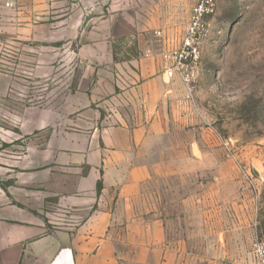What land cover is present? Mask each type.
I'll list each match as a JSON object with an SVG mask.
<instances>
[{
  "label": "crops",
  "instance_id": "crops-1",
  "mask_svg": "<svg viewBox=\"0 0 264 264\" xmlns=\"http://www.w3.org/2000/svg\"><path fill=\"white\" fill-rule=\"evenodd\" d=\"M21 5L6 10L10 27L13 11L27 15ZM173 12L157 11L147 26L168 28ZM71 20L68 34L74 28ZM20 27L19 35L12 31L10 38L30 40L29 25ZM124 31L118 14L108 37ZM81 35L90 59L112 63L109 42L88 39L84 31ZM178 41L164 30L159 44L171 48ZM154 53V45L148 47L142 71H80L75 84L80 96H70L63 113H52V128H45L44 113H22L25 122L19 130L33 137L20 147V161L0 163V181L6 183L0 186V264H253L246 254L232 251L193 252L205 247V239L229 249L250 242L238 238L235 229L209 238L214 211L204 196L182 199L186 236L170 238L162 185L182 173L184 119L189 116L184 114L183 85L168 81L155 67ZM10 151L5 149V157H11ZM14 169H21L19 176L12 175ZM44 209L68 212L80 221L61 227L47 222Z\"/></svg>",
  "mask_w": 264,
  "mask_h": 264
},
{
  "label": "rangeland",
  "instance_id": "rangeland-1",
  "mask_svg": "<svg viewBox=\"0 0 264 264\" xmlns=\"http://www.w3.org/2000/svg\"><path fill=\"white\" fill-rule=\"evenodd\" d=\"M18 2L27 15L13 11V27L6 22L11 7L0 3V163L5 158L20 161V147L33 137L19 130L25 122L22 113L42 112L45 128L54 126L52 113H63L68 98L80 93L75 86L80 71H142L152 45L153 63L162 71L160 55L169 49L159 44L163 31L170 30L173 39L181 41L199 0H20L12 7ZM215 4V13L207 18L209 34L195 95L190 99L184 94V114L189 116L184 119V167L162 185L164 219L170 238L184 239L187 227L180 202L204 196L214 211L209 238H216L213 232L235 229L238 238L250 242L229 249L213 247L212 240L205 239V247L193 252L212 256L232 251L258 264L253 247L264 242V0ZM159 10L174 12L167 17L168 28L158 31L147 24ZM118 14L124 18V35L109 38ZM70 20L74 28L68 34ZM21 23L32 31L28 41L10 38L12 31L19 35ZM139 24L146 27L140 29ZM83 31L88 39L109 42L112 63L90 59L91 50H82ZM10 147L11 157H5ZM14 170L12 175L19 176L21 169ZM44 210L47 222L61 227L80 221L68 212Z\"/></svg>",
  "mask_w": 264,
  "mask_h": 264
},
{
  "label": "built area",
  "instance_id": "built-area-1",
  "mask_svg": "<svg viewBox=\"0 0 264 264\" xmlns=\"http://www.w3.org/2000/svg\"><path fill=\"white\" fill-rule=\"evenodd\" d=\"M16 1L20 0H0V3L12 7ZM215 8V0H199L185 36L176 46L160 55L163 75L168 81L179 80L190 99L195 95L201 74L203 44L209 34L207 18L215 13ZM253 249L258 264H264V242H256Z\"/></svg>",
  "mask_w": 264,
  "mask_h": 264
},
{
  "label": "trees",
  "instance_id": "trees-1",
  "mask_svg": "<svg viewBox=\"0 0 264 264\" xmlns=\"http://www.w3.org/2000/svg\"><path fill=\"white\" fill-rule=\"evenodd\" d=\"M2 184L0 183V186H1Z\"/></svg>",
  "mask_w": 264,
  "mask_h": 264
}]
</instances>
